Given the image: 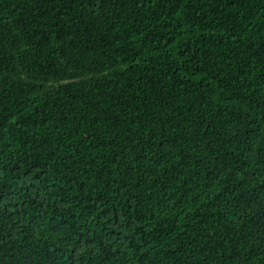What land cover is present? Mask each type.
Listing matches in <instances>:
<instances>
[{"label":"trees","instance_id":"obj_1","mask_svg":"<svg viewBox=\"0 0 264 264\" xmlns=\"http://www.w3.org/2000/svg\"><path fill=\"white\" fill-rule=\"evenodd\" d=\"M0 264H264V0H0Z\"/></svg>","mask_w":264,"mask_h":264}]
</instances>
